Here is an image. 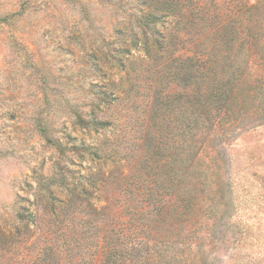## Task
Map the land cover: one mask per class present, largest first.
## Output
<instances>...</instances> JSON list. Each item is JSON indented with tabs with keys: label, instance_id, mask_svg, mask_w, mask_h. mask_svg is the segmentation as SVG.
Listing matches in <instances>:
<instances>
[{
	"label": "rangeland",
	"instance_id": "1",
	"mask_svg": "<svg viewBox=\"0 0 264 264\" xmlns=\"http://www.w3.org/2000/svg\"><path fill=\"white\" fill-rule=\"evenodd\" d=\"M171 4L182 12L161 16ZM251 4L246 118L199 155L215 176L200 175L189 223L178 210L169 225L142 188L181 174L167 162L177 39L223 10L229 23L233 0H0V264H264V0Z\"/></svg>",
	"mask_w": 264,
	"mask_h": 264
},
{
	"label": "trees",
	"instance_id": "2",
	"mask_svg": "<svg viewBox=\"0 0 264 264\" xmlns=\"http://www.w3.org/2000/svg\"><path fill=\"white\" fill-rule=\"evenodd\" d=\"M251 1L253 4L249 6V9H257L262 0H233V8L230 9L232 12L230 24L224 21L223 18L227 14L223 10L218 13L222 18L217 17L209 23H190L189 32L191 35L188 34L186 39L182 37L177 39V43L184 42L187 46L181 45L184 53L173 59L172 63L176 70L171 73V81H177L182 85V93L177 98L180 103L178 121L181 129V147L180 153L171 150L167 162H170L168 169L171 171L173 160L180 159L181 174H176L175 171L174 178L166 179L163 183L165 185L163 192L154 189L158 183L155 185L144 184L142 188V194L149 199V204L150 200L153 201V209L160 219H166L169 225L173 221L174 213L178 214V210L180 211L179 215H183V220L189 223L198 210L195 193L203 184L200 182V175L202 181H206V183L211 176H215L211 174L207 178L203 172L198 175V170L194 167L197 165L199 155L203 151L216 153L212 143L217 131L227 132L246 118L247 59H245L243 51L248 39L245 34L244 17L247 5ZM182 10V7L171 4L161 16L180 14ZM231 16L228 15V18ZM253 16L256 25L258 22L257 12ZM152 17L156 18L155 15ZM152 43L155 52L159 51L162 46L166 53L162 56L173 50L170 49L169 41L165 43L162 41L161 46L156 40ZM150 52L152 51L148 50V53ZM167 98L169 97L167 96ZM255 114L258 116L259 111L256 110ZM92 124L94 126L104 125L96 121H92ZM174 127L175 124L172 123L171 131L174 130ZM157 146L158 143L153 145L154 148ZM211 161L214 163L216 160L212 158ZM155 164L153 166L158 171L165 167L164 163L161 164L158 160L155 161ZM158 194L169 195V203H166L167 198L159 204L155 198ZM172 195L179 196L180 201H173ZM104 240L105 260L109 263L114 262L111 260H115L117 256L116 244L108 235L104 237ZM129 248L128 250L131 251L132 246ZM143 260L144 264L158 263L155 262L154 257L150 256Z\"/></svg>",
	"mask_w": 264,
	"mask_h": 264
}]
</instances>
